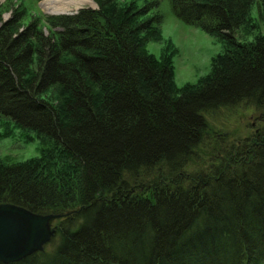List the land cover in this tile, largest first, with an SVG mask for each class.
<instances>
[{"label": "trees", "instance_id": "trees-1", "mask_svg": "<svg viewBox=\"0 0 264 264\" xmlns=\"http://www.w3.org/2000/svg\"><path fill=\"white\" fill-rule=\"evenodd\" d=\"M93 1L33 15L0 0V119L42 144L0 165V203L61 215L53 248L0 264H264V123L229 145L211 126L240 103L264 118V36L234 39L264 0H169L231 44L180 88L172 64L144 52L160 0ZM204 153L210 164L185 173Z\"/></svg>", "mask_w": 264, "mask_h": 264}, {"label": "rangeland", "instance_id": "rangeland-1", "mask_svg": "<svg viewBox=\"0 0 264 264\" xmlns=\"http://www.w3.org/2000/svg\"><path fill=\"white\" fill-rule=\"evenodd\" d=\"M12 1L21 2L25 5L29 14H52L43 11L40 5L42 0ZM118 1L120 4L134 1L138 6H141L146 0ZM1 2L5 4L4 0H1ZM159 4L163 20L156 37L145 43L144 52L159 61L166 58L172 64L173 83L178 88L188 83H195L198 79L210 73L212 65L215 62L214 59L217 56L224 55L228 51V48H231V44L205 32L200 27L181 21L172 11L169 0H160ZM86 6L96 8L97 4L82 5L80 7ZM9 15L10 11L3 13L4 18H7ZM246 19L248 21L234 32L235 40L249 42L254 40L256 36H264L263 4L259 1L252 2L248 7ZM27 20L28 18L25 17V21ZM43 28L44 30L46 29L45 26ZM47 95L51 99L56 100L57 92L55 88L50 89ZM263 123L264 118L261 117L260 113L245 103L220 109L216 113V117L214 119L211 118V126L215 132L214 135L219 138L221 137V140L226 145L250 135L257 127H261ZM213 145L214 143L212 142L211 146ZM41 147L42 144L33 130H27L18 125L10 124L4 119H0V165L15 164L31 157L39 156ZM206 149L207 153L211 152L209 147ZM207 153L195 156L194 160L193 157L191 159L193 162L190 163L188 168H185V173L191 171L196 164L209 165L211 159L207 157ZM57 223L58 218L52 219L50 222L51 227L55 229ZM55 242L53 241L45 245L44 249L53 248L56 244Z\"/></svg>", "mask_w": 264, "mask_h": 264}, {"label": "water", "instance_id": "water-1", "mask_svg": "<svg viewBox=\"0 0 264 264\" xmlns=\"http://www.w3.org/2000/svg\"><path fill=\"white\" fill-rule=\"evenodd\" d=\"M76 11L53 14H72ZM60 216L35 213L13 203H0V262H16L44 250L55 233L50 222Z\"/></svg>", "mask_w": 264, "mask_h": 264}, {"label": "bare ground", "instance_id": "bare-ground-1", "mask_svg": "<svg viewBox=\"0 0 264 264\" xmlns=\"http://www.w3.org/2000/svg\"><path fill=\"white\" fill-rule=\"evenodd\" d=\"M46 13L68 12L82 5H94L93 0H42L40 3Z\"/></svg>", "mask_w": 264, "mask_h": 264}]
</instances>
